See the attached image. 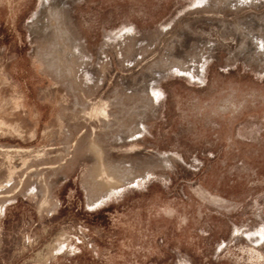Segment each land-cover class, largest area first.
Segmentation results:
<instances>
[{"label": "rangeland", "instance_id": "374dc122", "mask_svg": "<svg viewBox=\"0 0 264 264\" xmlns=\"http://www.w3.org/2000/svg\"><path fill=\"white\" fill-rule=\"evenodd\" d=\"M45 1L0 0V264H264V0Z\"/></svg>", "mask_w": 264, "mask_h": 264}, {"label": "bare ground", "instance_id": "6f19581e", "mask_svg": "<svg viewBox=\"0 0 264 264\" xmlns=\"http://www.w3.org/2000/svg\"><path fill=\"white\" fill-rule=\"evenodd\" d=\"M68 1H72V0H51L50 2H51V9H52V12L54 11V10H57V9H60L61 7H64L65 6V4L68 2ZM49 1L47 0V1H45V3L44 4H46V3H48ZM256 3V2H255ZM53 16V18L55 19V16H56V14H53L52 15ZM51 23V22H50ZM59 28V27H58ZM9 184V183H8ZM1 209H2V207H0Z\"/></svg>", "mask_w": 264, "mask_h": 264}]
</instances>
